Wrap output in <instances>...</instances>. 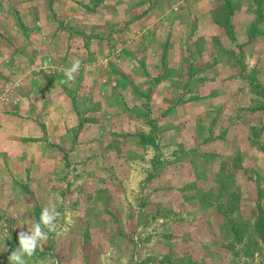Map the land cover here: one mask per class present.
Instances as JSON below:
<instances>
[{
  "label": "crops",
  "instance_id": "0c3cea01",
  "mask_svg": "<svg viewBox=\"0 0 264 264\" xmlns=\"http://www.w3.org/2000/svg\"><path fill=\"white\" fill-rule=\"evenodd\" d=\"M111 2L119 44L76 36L85 44L68 64L30 67L42 74L23 83L31 108L0 114V218L27 232L55 196L56 232L99 234L127 264H223L237 246L229 191L264 173L253 141L264 126V2ZM73 59L79 72L63 83Z\"/></svg>",
  "mask_w": 264,
  "mask_h": 264
},
{
  "label": "rangeland",
  "instance_id": "374dc122",
  "mask_svg": "<svg viewBox=\"0 0 264 264\" xmlns=\"http://www.w3.org/2000/svg\"><path fill=\"white\" fill-rule=\"evenodd\" d=\"M106 1L110 3L104 9ZM111 1L118 3L119 0H0V114H19L22 108L28 107L22 99L23 83L32 82L36 75L42 76L33 75L31 70L40 66L49 68L68 64L65 62L70 60L73 45L83 48L85 44L81 40L76 42V36L87 33L92 38L109 35L112 41L115 40L114 44H119L115 37L120 25L114 24L118 10L110 9ZM253 2L254 9L258 10L264 0ZM108 18L110 20H105ZM203 43L198 41L197 47L200 49ZM100 45L95 41L90 44L94 51L107 48ZM40 49L50 56L46 53H42V56ZM99 64L102 65L101 61ZM105 65L109 67L108 64ZM196 75L201 77L202 73ZM47 76L54 79V75ZM37 92L39 91L35 93L36 103L44 100L43 96L39 98ZM30 108L29 106L28 109ZM253 134L255 146L264 149V126L256 127ZM3 148L4 142L1 143L0 150ZM66 168L64 163L60 173L62 177H66ZM251 180L253 185L246 186L240 181L237 187L228 190L232 196V221L238 226L237 234L233 235L237 246L234 247L235 257L225 256L223 264H264V173L254 171ZM26 187H21L22 193H28L27 196L30 194L33 198L28 188L25 193ZM218 202L219 200L214 204L220 207L222 204ZM258 205L261 214L258 212ZM223 208L229 209L227 206ZM236 211L238 219L235 217ZM34 213L36 217L40 216L38 206H35ZM64 223L68 228L71 226L69 219H64ZM0 230V264H9L11 252L18 247L19 234L5 224L4 217L0 218ZM124 256V251L120 252L117 243L104 249L103 239L99 234L83 233L77 236L69 232H54L49 233L48 240L42 242L35 255L28 259V264H45L50 257L56 264H127L130 259L126 260ZM177 263L192 264L188 258L178 259ZM194 264H204V260L200 258Z\"/></svg>",
  "mask_w": 264,
  "mask_h": 264
},
{
  "label": "clouds",
  "instance_id": "9594fccd",
  "mask_svg": "<svg viewBox=\"0 0 264 264\" xmlns=\"http://www.w3.org/2000/svg\"><path fill=\"white\" fill-rule=\"evenodd\" d=\"M80 67L81 61L73 59L71 66L64 70L66 79L63 83L74 81ZM56 198L55 196L48 198L46 205L42 208L38 221L30 220L25 224L28 226V230L27 232L21 231L19 233L18 247L11 252L8 258L9 264H28V259L35 255L37 248L41 246L42 242L48 240L49 233L56 232L57 220L61 215L57 210ZM5 250L7 249L5 248ZM45 264H56V261L50 257Z\"/></svg>",
  "mask_w": 264,
  "mask_h": 264
}]
</instances>
